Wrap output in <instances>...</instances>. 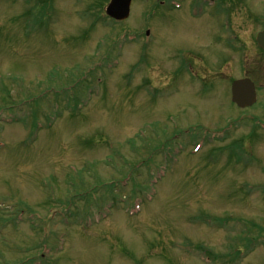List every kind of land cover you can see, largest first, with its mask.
Wrapping results in <instances>:
<instances>
[{"label":"rangeland","instance_id":"374dc122","mask_svg":"<svg viewBox=\"0 0 264 264\" xmlns=\"http://www.w3.org/2000/svg\"><path fill=\"white\" fill-rule=\"evenodd\" d=\"M145 1L119 23L110 0H0V264H264V9L230 8L244 57L218 7Z\"/></svg>","mask_w":264,"mask_h":264},{"label":"flooded vegetation","instance_id":"af4514ba","mask_svg":"<svg viewBox=\"0 0 264 264\" xmlns=\"http://www.w3.org/2000/svg\"><path fill=\"white\" fill-rule=\"evenodd\" d=\"M134 1L135 0H133L132 3H134ZM173 1L174 0H157V1H154L153 2L151 0H146L143 3H145V4L148 5L147 6V9H148V11H151L150 14L153 15L152 14L153 9H156V8L161 9V10H165L166 12H169L170 10H174V7L172 5V2ZM178 2L181 3V5H182L181 10H184L185 9V3L186 2L185 1H182V0H179ZM208 3H209V1H207V0H192L189 3V6H194V5L196 6L197 5V6L202 7L203 8V13L201 14L200 17H202V16L203 17L204 16H209L210 17L211 12L209 10ZM215 3H216L215 4L216 7H218L219 4L220 5L222 4V5H224V8H225V11L224 12H220L221 14L226 15L225 17H223V19L225 20V22H224V25H223L224 31L222 32V34L226 37V39H225V41H226L225 42V46L231 52L232 51L238 52L240 50V53L242 54V56L246 55V52H247V40H246V38H243L242 32L240 33L239 31L235 30L234 22H233V19L234 18L231 17V9L230 8L235 9V8L241 7L240 5H242L243 7H245V9H247V6L241 0H238V1H235V0H221V1H216ZM258 3H259L258 5H261V6H259L258 8L255 7L256 9H254V12H253L254 16L251 17V19H253V18H255V16L259 15V11L262 12L263 9H264V6H262L263 5V0H259ZM243 16H245L244 18L242 17L243 22L246 23V18H248L247 10L245 11V15L243 14ZM262 17L263 16L256 17L257 20L259 19V23H261V24L263 23V18ZM257 23H258V21H257ZM244 29H245V27L242 28L243 31H244ZM263 29H260L259 31L258 30L255 31V33H254V40H255V44H256L257 50L264 53V49L259 45V43L257 41L258 32L262 31ZM252 40H253V38H252ZM243 78H251V77L250 76H245ZM251 79L253 80V78H251ZM255 85H256L258 97H260L259 94L261 92V89L259 87H257V84L256 83H255Z\"/></svg>","mask_w":264,"mask_h":264},{"label":"water","instance_id":"95a60500","mask_svg":"<svg viewBox=\"0 0 264 264\" xmlns=\"http://www.w3.org/2000/svg\"><path fill=\"white\" fill-rule=\"evenodd\" d=\"M130 5L131 0H112L107 8V13L116 19H126L130 13ZM261 37L259 43L264 48V33ZM232 92L233 100L241 107L253 105L256 101V91L249 79L235 81Z\"/></svg>","mask_w":264,"mask_h":264},{"label":"bare ground","instance_id":"6f19581e","mask_svg":"<svg viewBox=\"0 0 264 264\" xmlns=\"http://www.w3.org/2000/svg\"><path fill=\"white\" fill-rule=\"evenodd\" d=\"M203 17V16H202Z\"/></svg>","mask_w":264,"mask_h":264}]
</instances>
